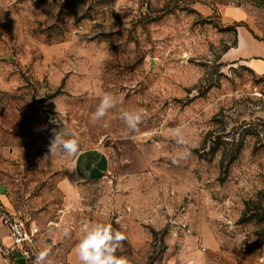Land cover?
I'll return each instance as SVG.
<instances>
[{"label":"rangeland","instance_id":"374dc122","mask_svg":"<svg viewBox=\"0 0 264 264\" xmlns=\"http://www.w3.org/2000/svg\"><path fill=\"white\" fill-rule=\"evenodd\" d=\"M239 30L264 42V0H0V182L39 227L32 261L103 223L128 264H264V73ZM62 128L74 156L49 151ZM80 154L100 172L65 203Z\"/></svg>","mask_w":264,"mask_h":264},{"label":"clouds","instance_id":"9594fccd","mask_svg":"<svg viewBox=\"0 0 264 264\" xmlns=\"http://www.w3.org/2000/svg\"><path fill=\"white\" fill-rule=\"evenodd\" d=\"M117 103L118 101L112 93L105 92L91 115V121L93 123L104 121L107 113L115 108ZM143 118V110L123 112L121 116V119L131 130H136ZM103 126H108L106 121ZM53 133L49 145L51 154L61 151L67 156H74L79 152V142L75 138L74 132L62 128L58 132L53 130ZM68 234L69 230L65 228L64 235L67 236ZM125 239L126 237L122 232L113 230L109 224L89 223L85 225L83 234L76 246V255L80 264H128L125 257L116 255ZM48 257L49 251L38 252L33 264H52Z\"/></svg>","mask_w":264,"mask_h":264},{"label":"crops","instance_id":"0c3cea01","mask_svg":"<svg viewBox=\"0 0 264 264\" xmlns=\"http://www.w3.org/2000/svg\"><path fill=\"white\" fill-rule=\"evenodd\" d=\"M237 56L243 59H251L254 57L260 58V61L256 63L259 71L264 73V42L256 40L248 31L239 30L238 40H237ZM1 87V86H0ZM74 169L67 171L63 169L59 164L58 166V182L57 187L62 192L64 202L70 201L76 197V190L74 189V182L78 183L81 181H86L97 176L100 172L99 165L95 164L93 158H83V155H77L74 159ZM5 186L0 182V187ZM7 190V186H5ZM6 190L0 191V204H3L8 208V210L14 214H19L16 209L12 207L10 203ZM11 245V238L9 236L8 227L0 220V264H5L6 259L11 262V264H29L30 259L22 255L20 252H16L12 255L5 254V250ZM73 245L66 254L65 264H80L78 257L76 255V246Z\"/></svg>","mask_w":264,"mask_h":264},{"label":"built area","instance_id":"2783aa9c","mask_svg":"<svg viewBox=\"0 0 264 264\" xmlns=\"http://www.w3.org/2000/svg\"><path fill=\"white\" fill-rule=\"evenodd\" d=\"M0 220L8 227L11 238V245L5 250V254L13 256L14 253L20 252L30 259L29 264H33L32 256L40 235L39 227L28 219L10 212L3 204H0ZM5 264L11 262L6 259Z\"/></svg>","mask_w":264,"mask_h":264},{"label":"water","instance_id":"95a60500","mask_svg":"<svg viewBox=\"0 0 264 264\" xmlns=\"http://www.w3.org/2000/svg\"><path fill=\"white\" fill-rule=\"evenodd\" d=\"M4 190H5V186H1V187H0V191L3 192Z\"/></svg>","mask_w":264,"mask_h":264}]
</instances>
